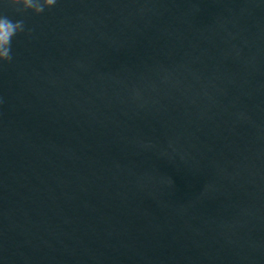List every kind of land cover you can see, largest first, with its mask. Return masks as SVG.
<instances>
[{
  "label": "water",
  "instance_id": "water-1",
  "mask_svg": "<svg viewBox=\"0 0 264 264\" xmlns=\"http://www.w3.org/2000/svg\"><path fill=\"white\" fill-rule=\"evenodd\" d=\"M0 12V264H264V0Z\"/></svg>",
  "mask_w": 264,
  "mask_h": 264
},
{
  "label": "clouds",
  "instance_id": "clouds-1",
  "mask_svg": "<svg viewBox=\"0 0 264 264\" xmlns=\"http://www.w3.org/2000/svg\"><path fill=\"white\" fill-rule=\"evenodd\" d=\"M57 2L58 0H2L4 6L11 8L21 16L28 12L40 15L46 9L54 7ZM25 32L31 35L32 29L26 27L24 19L13 20L7 14L0 12V66L13 60V39Z\"/></svg>",
  "mask_w": 264,
  "mask_h": 264
}]
</instances>
